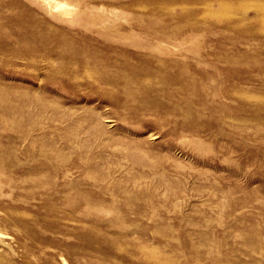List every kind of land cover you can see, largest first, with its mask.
<instances>
[{
    "label": "rangeland",
    "instance_id": "1",
    "mask_svg": "<svg viewBox=\"0 0 264 264\" xmlns=\"http://www.w3.org/2000/svg\"><path fill=\"white\" fill-rule=\"evenodd\" d=\"M0 264H264V0H0Z\"/></svg>",
    "mask_w": 264,
    "mask_h": 264
},
{
    "label": "bare ground",
    "instance_id": "2",
    "mask_svg": "<svg viewBox=\"0 0 264 264\" xmlns=\"http://www.w3.org/2000/svg\"><path fill=\"white\" fill-rule=\"evenodd\" d=\"M56 1V0H55ZM47 2V1H46ZM51 2V1H50ZM47 3H49V2H47ZM57 4V3H56ZM67 4V3H66ZM68 7V6H67ZM152 54V53H151ZM154 57V56H153ZM163 59V58H162ZM124 71V70H123ZM143 71V70H142ZM148 72H149V70H148ZM182 72V71H181ZM149 73H151V72H149ZM179 73V72H178ZM140 74H142V73H140ZM169 74V73H168ZM186 73H184V75H185ZM132 75H134V74H132ZM139 75V74H138ZM180 75V74H179ZM143 76V75H142ZM156 76V75H155ZM154 76V77H155ZM177 77V76H176ZM175 77V78H176ZM144 79V78H143ZM172 79H174V77L172 78ZM178 79H179V77H178ZM115 80V79H114ZM136 80H138V79H136ZM146 80V79H145ZM176 80V79H175ZM138 82V81H137ZM13 104V103H12Z\"/></svg>",
    "mask_w": 264,
    "mask_h": 264
}]
</instances>
